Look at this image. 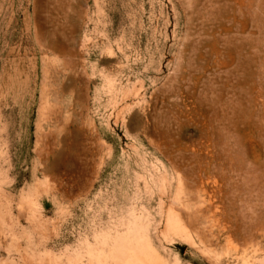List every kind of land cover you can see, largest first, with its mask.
<instances>
[{
  "label": "rangeland",
  "instance_id": "rangeland-1",
  "mask_svg": "<svg viewBox=\"0 0 264 264\" xmlns=\"http://www.w3.org/2000/svg\"><path fill=\"white\" fill-rule=\"evenodd\" d=\"M137 233L264 264V0H0V264Z\"/></svg>",
  "mask_w": 264,
  "mask_h": 264
},
{
  "label": "bare ground",
  "instance_id": "bare-ground-1",
  "mask_svg": "<svg viewBox=\"0 0 264 264\" xmlns=\"http://www.w3.org/2000/svg\"><path fill=\"white\" fill-rule=\"evenodd\" d=\"M168 223L171 230H176L177 233L184 232V227L174 219L172 212L168 213ZM113 249L114 252L112 257L114 261L112 264H163L160 256L154 251L150 238L139 235L138 233L132 237H119L114 241ZM95 257L96 256H94V258ZM103 257V255H98L96 262H93V259L90 258L89 264H106L102 260ZM40 259H38V261ZM45 260L48 261L47 264H56L54 260L50 258L47 260L46 257ZM39 263H41V261ZM45 263L44 261L43 264Z\"/></svg>",
  "mask_w": 264,
  "mask_h": 264
}]
</instances>
